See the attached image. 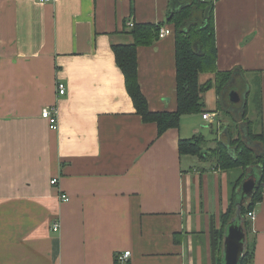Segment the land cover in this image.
Instances as JSON below:
<instances>
[{"label": "crops", "instance_id": "1", "mask_svg": "<svg viewBox=\"0 0 264 264\" xmlns=\"http://www.w3.org/2000/svg\"><path fill=\"white\" fill-rule=\"evenodd\" d=\"M208 1L217 71H235L231 91L246 99V111L243 102L231 121L212 88L201 94L197 122L184 115L158 135L136 113L113 48L133 42L134 25L171 29L138 45L136 63L148 110L174 112L169 18L181 0H0V264H213L211 226L221 228L233 189L236 198L259 169H246L237 186L240 174L233 180L234 171L211 157L180 156L178 144L200 135L201 122L216 125L218 143L249 124L264 144V0ZM53 107L56 129L42 118ZM204 113L215 116L206 121ZM261 186L249 235L253 264H264V177ZM125 252L127 260L115 262Z\"/></svg>", "mask_w": 264, "mask_h": 264}, {"label": "trees", "instance_id": "2", "mask_svg": "<svg viewBox=\"0 0 264 264\" xmlns=\"http://www.w3.org/2000/svg\"><path fill=\"white\" fill-rule=\"evenodd\" d=\"M181 1L182 6L173 13L170 19L175 32L177 106L174 112H150L137 80L136 47L138 45H148L158 38L160 26L134 25L130 30L133 42L131 44L117 45L113 48L116 63L124 76L125 88L132 100L136 113L143 122L154 123L157 126L158 135L163 134L168 129L178 128L184 115L203 113L204 101L201 94L212 88L215 89L218 95L220 112L223 114L228 112L227 115L234 123H236L235 107H240L243 102V112L246 111L247 107L246 99L242 100L241 98L239 103H232L229 100V92L236 90V86H239L233 82L235 71L218 72L216 68L217 50L215 47L213 2H201L200 0ZM201 73L214 74V82L200 85L198 78ZM239 94H242V92ZM224 106H227V111ZM251 132L248 124V128L238 131L240 135L236 139L232 138L230 133L228 136H223L228 140V144L221 140V142L217 143L215 149H211L210 153L203 150L205 139L202 135L194 136L191 139H181L178 144L180 156L211 157L216 167L222 171H240L237 186L245 178L246 169L253 167L259 169V180L254 194L240 208L243 227L246 231V237H248V239L246 238L241 264H253L254 240L252 238L249 239L251 221L247 219V214L253 212L262 199L261 184L264 177L263 137L262 134L254 135ZM234 189L231 193L227 211L220 216L221 228L215 230L214 226H211V257L213 264H221L225 229L236 214L237 202ZM117 261L116 258L115 262Z\"/></svg>", "mask_w": 264, "mask_h": 264}, {"label": "water", "instance_id": "3", "mask_svg": "<svg viewBox=\"0 0 264 264\" xmlns=\"http://www.w3.org/2000/svg\"><path fill=\"white\" fill-rule=\"evenodd\" d=\"M170 20V18H169ZM229 100L232 103H239L240 96L234 92H229ZM240 185L237 193V210L235 217L228 223L222 244L221 264H241L246 245V231L243 227V221L240 216V208L246 203L247 199L252 198L257 187L258 180L256 176L249 175Z\"/></svg>", "mask_w": 264, "mask_h": 264}, {"label": "built area", "instance_id": "4", "mask_svg": "<svg viewBox=\"0 0 264 264\" xmlns=\"http://www.w3.org/2000/svg\"><path fill=\"white\" fill-rule=\"evenodd\" d=\"M53 1H55V0H38V2H40V3H51ZM200 1L201 2H207L208 0H200ZM127 25H128V27H132L133 26V24L131 22H128ZM170 34H172L171 29H168V28H165V29L160 28L159 29V32H158V38L159 39H162V38H165L166 36H168ZM57 91H58V94L59 95H64V93H65V87H64V85L61 84V83H59L57 85ZM214 116H215V114L204 113L202 115V118H203V120L208 121L209 119L214 118ZM42 118L45 119L49 123V125H50L51 128H53V129H56L57 128V109L56 108L53 107V108H49V109H44V111L42 112ZM56 182L57 181L55 179H52L50 181V184L51 185H55ZM60 199L63 202H66V201L69 200V198L65 194H61ZM247 218L250 221H253L255 219V214L253 212H249L247 214ZM57 227L58 226L55 225L53 227V231H57ZM129 255H130L129 252H125L122 255L118 256L117 257V260H119V261H126Z\"/></svg>", "mask_w": 264, "mask_h": 264}, {"label": "rangeland", "instance_id": "5", "mask_svg": "<svg viewBox=\"0 0 264 264\" xmlns=\"http://www.w3.org/2000/svg\"><path fill=\"white\" fill-rule=\"evenodd\" d=\"M191 117L193 119V122H197L198 118H197L196 114H192ZM200 121H202L201 118H200ZM199 129H200V135H202L205 139L204 146H203L204 152H206V150H208V149L214 148L218 143L217 137H216V135H217L216 125L214 124V125L210 126L206 122H201V124L199 125ZM207 152H209V151H207ZM187 159H189L190 162L194 163V165L200 164V165H204V166L208 167V164H209L208 162L200 163L198 161V159H196V158H194V159L193 158H187ZM190 159H192V160H190ZM185 161L186 162H183V166L187 169V167L189 165L188 164L189 161L188 160H185ZM239 174H240V171H234L233 175H232V179L235 180Z\"/></svg>", "mask_w": 264, "mask_h": 264}]
</instances>
